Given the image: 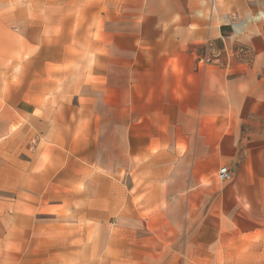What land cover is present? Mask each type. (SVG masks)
I'll use <instances>...</instances> for the list:
<instances>
[{
    "label": "crops",
    "instance_id": "obj_1",
    "mask_svg": "<svg viewBox=\"0 0 264 264\" xmlns=\"http://www.w3.org/2000/svg\"><path fill=\"white\" fill-rule=\"evenodd\" d=\"M0 264H264V0H0Z\"/></svg>",
    "mask_w": 264,
    "mask_h": 264
},
{
    "label": "rangeland",
    "instance_id": "obj_2",
    "mask_svg": "<svg viewBox=\"0 0 264 264\" xmlns=\"http://www.w3.org/2000/svg\"><path fill=\"white\" fill-rule=\"evenodd\" d=\"M68 37V35H64ZM70 36V47L69 49H61V61L64 64L60 66H45V67H29V70H39L44 68L42 77L44 79L45 87V97L50 96L55 93L53 87L56 90H61L64 87L70 86H78L83 81L89 78V75L93 71V52L90 51L88 44H85L78 35H69ZM77 36V37H76ZM63 38L67 41L66 38ZM74 38V39H73ZM61 44L63 41L61 39ZM50 74V77H49ZM41 76L37 77L40 78ZM35 83V82H34ZM54 85V86H53ZM48 88V90L46 89ZM77 252L83 249V243L79 242L75 246ZM79 256L81 258H79ZM77 260L82 259V253L77 254Z\"/></svg>",
    "mask_w": 264,
    "mask_h": 264
},
{
    "label": "built area",
    "instance_id": "obj_3",
    "mask_svg": "<svg viewBox=\"0 0 264 264\" xmlns=\"http://www.w3.org/2000/svg\"><path fill=\"white\" fill-rule=\"evenodd\" d=\"M229 177H230V174H229L227 167L223 166L218 170V173H217L218 181L224 182V181L228 180Z\"/></svg>",
    "mask_w": 264,
    "mask_h": 264
}]
</instances>
